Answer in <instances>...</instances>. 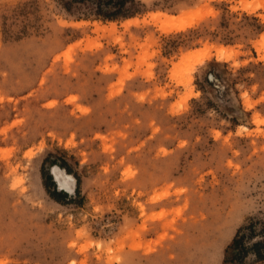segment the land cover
Segmentation results:
<instances>
[{
	"label": "rangeland",
	"instance_id": "obj_1",
	"mask_svg": "<svg viewBox=\"0 0 264 264\" xmlns=\"http://www.w3.org/2000/svg\"><path fill=\"white\" fill-rule=\"evenodd\" d=\"M96 4L0 0V264H264V0Z\"/></svg>",
	"mask_w": 264,
	"mask_h": 264
},
{
	"label": "trees",
	"instance_id": "obj_2",
	"mask_svg": "<svg viewBox=\"0 0 264 264\" xmlns=\"http://www.w3.org/2000/svg\"><path fill=\"white\" fill-rule=\"evenodd\" d=\"M127 1L130 0H97V4H96L97 13L105 17H111L116 14L124 15L126 12H124L125 10H122V7ZM101 5L111 6L112 8L111 10H102ZM63 166L68 170L66 165ZM76 180L78 182V177L76 178ZM254 222L255 220H251L247 224L246 227L249 229L248 234H251ZM239 230L240 229H237L235 235L231 240V243L227 247V248H231L232 250L231 252H229L227 256L224 257L223 263L226 261H237L238 263L242 262L243 252L247 248L242 243V239L244 235L247 236L248 234L240 233ZM261 244H263L261 241H256L252 244V247L254 248V253L258 258H264V253L259 252V250L257 249V247L260 246Z\"/></svg>",
	"mask_w": 264,
	"mask_h": 264
},
{
	"label": "bare ground",
	"instance_id": "obj_3",
	"mask_svg": "<svg viewBox=\"0 0 264 264\" xmlns=\"http://www.w3.org/2000/svg\"><path fill=\"white\" fill-rule=\"evenodd\" d=\"M183 25V24H182ZM58 166H53V169H52V174H54L53 175V178H54V180L59 184V187L60 188H62V189H66V190H69L70 189V186L69 187H67V186H65V185H63V178L65 179V180H67V181H69L70 182V180L71 181H73V183H74V177H73V175L72 174H70V173H68V172H66V171H64L63 170V168H58Z\"/></svg>",
	"mask_w": 264,
	"mask_h": 264
}]
</instances>
